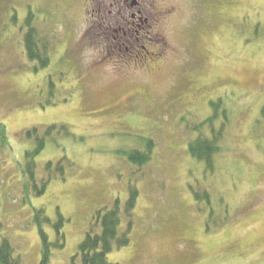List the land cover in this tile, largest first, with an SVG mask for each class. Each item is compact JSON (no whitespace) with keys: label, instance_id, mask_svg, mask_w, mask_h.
<instances>
[{"label":"rangeland","instance_id":"1","mask_svg":"<svg viewBox=\"0 0 264 264\" xmlns=\"http://www.w3.org/2000/svg\"><path fill=\"white\" fill-rule=\"evenodd\" d=\"M153 4L107 30L95 0H0V245L20 264H80L117 205L113 263L264 264V0ZM209 117L213 170L189 152Z\"/></svg>","mask_w":264,"mask_h":264},{"label":"trees","instance_id":"2","mask_svg":"<svg viewBox=\"0 0 264 264\" xmlns=\"http://www.w3.org/2000/svg\"><path fill=\"white\" fill-rule=\"evenodd\" d=\"M35 30V28L31 27L25 36V43L28 48V56L30 59H39V61L42 62L41 64L45 66L48 64L49 58L43 59V56L39 55L38 39L36 38ZM212 119V117H209L201 123H197V125L193 127L196 131H198V135L189 144L190 154L197 160L205 163L206 169L208 168L210 170H213L214 168V154H217L220 151V147L218 144L219 139L218 134L215 133L214 130L212 135L210 134L212 137H210L203 132L202 128L204 124L211 123ZM0 131L3 134L6 133L5 125L1 122ZM43 145L44 143H41V148L43 147ZM30 155L31 154L27 152L28 165H26V170L29 171L30 176H33L31 167L32 161L29 157ZM140 155L143 158L145 157L144 160H141L140 164L146 162L149 159V156L145 155L142 152L140 153L139 151H134L130 155V158L134 162H137L138 160H140ZM137 194V190H134L130 193V198L127 202V211H132L136 206ZM195 196L199 198V200L201 198V201L202 199H206V201L210 199L207 192L201 193V195L195 193ZM101 223V231L98 233H93L90 231L89 233H87L85 239L80 244L78 252L81 260L80 264H118L109 261L108 254L113 251L114 248H120L130 242L129 231L131 229V222L128 223V227L125 231L120 230L121 215L118 205L116 206V208L109 210L105 214H103ZM41 234L46 245V235L43 231H41ZM48 256V252L46 251L43 257V264H46L49 261ZM20 263V259L14 256V249L10 241L7 238H3L0 245V264Z\"/></svg>","mask_w":264,"mask_h":264},{"label":"flooded vegetation","instance_id":"3","mask_svg":"<svg viewBox=\"0 0 264 264\" xmlns=\"http://www.w3.org/2000/svg\"><path fill=\"white\" fill-rule=\"evenodd\" d=\"M95 2L94 14L97 15V19L103 28L105 27L107 30L116 25L128 28L134 26L132 21L141 17L146 18L148 10H151L154 5L153 0H114V3L112 0H95ZM110 31L112 32V30ZM125 40L121 42L128 50V43L132 39Z\"/></svg>","mask_w":264,"mask_h":264}]
</instances>
